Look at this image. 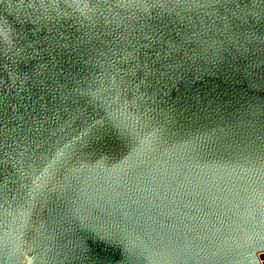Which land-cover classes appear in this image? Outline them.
I'll return each instance as SVG.
<instances>
[{"label": "water", "instance_id": "1", "mask_svg": "<svg viewBox=\"0 0 264 264\" xmlns=\"http://www.w3.org/2000/svg\"><path fill=\"white\" fill-rule=\"evenodd\" d=\"M0 264H264V0H0Z\"/></svg>", "mask_w": 264, "mask_h": 264}]
</instances>
